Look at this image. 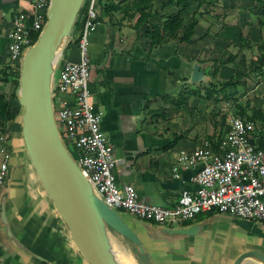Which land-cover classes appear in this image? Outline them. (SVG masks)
<instances>
[{
	"label": "crops",
	"instance_id": "0c3cea01",
	"mask_svg": "<svg viewBox=\"0 0 264 264\" xmlns=\"http://www.w3.org/2000/svg\"><path fill=\"white\" fill-rule=\"evenodd\" d=\"M151 1L156 14L138 31L134 26L139 14L130 17L133 0H102L97 6V22L89 36V57L95 73L92 107L100 115L101 131L113 147L116 184L132 186L147 204L171 207L182 192L195 190L190 181L194 170H179L178 179L172 175L174 158L180 152L193 151L203 140H220L229 131V121L240 117L242 109L247 116L251 110H259L264 118V66L254 69L257 47L264 43V26L258 31L254 24V39L243 28L244 21L242 25L229 22L214 29L200 17L191 44L167 43L150 58L146 35L150 24L162 27L165 19L178 12L163 7L162 0ZM108 3L114 4L113 10L102 7ZM190 6V14L187 9L182 15L185 22L195 7ZM28 9L29 0H0V94L15 114L7 124L13 127L7 142V128L2 132L0 121V136L4 138L0 141V163L3 154L8 155V175L0 187V263L87 264L54 206H32L33 199H40L45 192L22 141L23 110L15 88L17 73L9 67L6 39L13 18ZM81 29V22L76 20L61 44L52 86L63 62L78 61ZM240 36L247 41H240ZM250 51L254 53L248 59ZM191 75L192 82L205 87V93L198 85H188ZM229 80L236 84L225 91L209 90V83ZM183 87L197 89L199 95L180 104ZM12 97H17V103L11 101ZM254 123L251 140L260 146L264 144V120ZM128 216L133 222L131 226L125 224L133 232L138 229L143 254L136 245L117 237L129 252L127 259L135 264H234L244 252L264 256V228L255 221L214 211L174 228L145 221L146 225L140 226L142 220ZM240 264L264 262L248 257Z\"/></svg>",
	"mask_w": 264,
	"mask_h": 264
},
{
	"label": "built area",
	"instance_id": "2783aa9c",
	"mask_svg": "<svg viewBox=\"0 0 264 264\" xmlns=\"http://www.w3.org/2000/svg\"><path fill=\"white\" fill-rule=\"evenodd\" d=\"M49 4L50 0H29V9L11 21L6 39L13 73H19L22 58L34 43L32 36L39 35L44 28ZM77 20L82 25L78 61L62 63L50 94L60 139L93 194L112 210L119 209L162 226L215 211L258 222L264 228V150L250 142L255 123L240 117L229 121V131L220 140H203L193 151L180 152L174 158L173 177L178 179L181 169L194 170L190 181L195 190L182 192L173 206L147 204L132 186L116 184L112 173L116 162L113 147L101 131L100 115L89 102V36L97 22L96 0H84ZM3 139L0 136V141ZM7 161L8 155L4 153L0 187L8 173Z\"/></svg>",
	"mask_w": 264,
	"mask_h": 264
},
{
	"label": "water",
	"instance_id": "95a60500",
	"mask_svg": "<svg viewBox=\"0 0 264 264\" xmlns=\"http://www.w3.org/2000/svg\"><path fill=\"white\" fill-rule=\"evenodd\" d=\"M84 0H50L46 24L25 52L19 70L18 104L23 109L21 137L26 155L70 239L87 264H116L106 232L119 235L143 248L122 218L92 192L57 130L50 88L55 52L66 40ZM248 257L264 262L258 252H244L234 264Z\"/></svg>",
	"mask_w": 264,
	"mask_h": 264
},
{
	"label": "trees",
	"instance_id": "16d2710c",
	"mask_svg": "<svg viewBox=\"0 0 264 264\" xmlns=\"http://www.w3.org/2000/svg\"><path fill=\"white\" fill-rule=\"evenodd\" d=\"M163 7L168 8H176L178 12L175 16L171 19H165L163 22L162 27H159L155 24H150L151 30L148 32L147 38L149 40V53L150 58L156 57L159 48L167 43L176 41L178 43H188L191 44L193 32L198 25V18L202 17L205 11H201L203 6H212L215 4L214 0H162ZM256 3H261V0H254ZM102 4V0H96V8ZM190 4H194L195 7L193 8V12L188 22H185L183 18V14L189 8ZM106 11L113 10L114 4L108 3L107 5L102 6ZM264 8V5H263ZM147 10V12H146ZM135 13H138L139 16L137 18L135 29L138 31L144 24H147L152 17L155 16L156 12L153 10V4L151 0H133L132 12L130 17H132ZM264 26V23L260 20L257 22L258 31ZM182 31L181 35L180 32ZM180 35V36H179ZM38 34L32 36L33 42L37 40ZM240 41L246 42L247 38H242L240 36ZM257 57L254 61V69L260 70L262 66H264V43L260 42L257 47ZM15 81V88L18 89L19 87V73L16 76ZM236 84L235 80H229L223 83L213 82L209 83L210 91H225L227 87L234 86ZM209 94V93H208ZM199 90L197 89H189L187 87L182 88V95L178 100V103L183 104L185 100L187 101L188 98L193 96H198ZM210 95V94H209ZM13 102L17 103V97H12ZM12 105L10 102L5 98V96L0 94V121H1V128L2 132L5 131L7 124L14 120L15 114L11 111ZM240 118L256 122V121H263L264 118L259 110H251L249 116H247L244 109L239 111ZM252 144L255 143L250 140ZM258 149L264 150V144L260 146L256 145ZM214 211L207 212L206 214H210ZM218 213V212H217ZM152 223V222H151Z\"/></svg>",
	"mask_w": 264,
	"mask_h": 264
},
{
	"label": "rangeland",
	"instance_id": "374dc122",
	"mask_svg": "<svg viewBox=\"0 0 264 264\" xmlns=\"http://www.w3.org/2000/svg\"><path fill=\"white\" fill-rule=\"evenodd\" d=\"M215 4L212 6H206V8L203 6L201 10H206L207 12L204 13V17L202 16V20L206 21L209 24H212L214 29H219L221 27H226V23H232L233 25H242V22L244 21V26L243 28L245 31L248 32V34H252V37H254V24L258 22V20L262 21L264 23V0H261V3H256L254 0H214ZM194 7V6H193ZM192 7V8H193ZM190 11H192L191 6L188 8L187 13L190 14ZM189 16V15H188ZM215 16V18H213ZM187 22L189 21L186 18ZM204 25V23H203ZM204 28V26H203ZM264 30V29H263ZM255 39V37H254ZM230 53H233L231 50ZM253 51H250L247 55L248 59L253 57ZM90 59V57H89ZM19 66V63L17 64ZM94 67L90 61V71H89V81H88V90H89V102L92 104L93 102V95L91 94V88H93L94 83L92 82V78L94 77ZM192 75L189 76L188 80V85L192 86H197V82H192ZM201 92L205 93V87H199ZM22 109V108H21ZM23 110V109H22ZM250 113H248V116ZM7 133L9 135L13 134V127L10 124V127H6ZM2 131V130H1ZM0 131V132H1ZM4 135L6 136V142L9 141L11 136L9 135ZM2 149V148H1ZM8 175V173H7ZM6 175V177H7ZM37 198V197H36ZM34 198L32 201V206H53L52 203H50L49 199L47 198L46 194L43 192L41 193V198L36 199ZM114 211L122 218V220L128 225L131 226L133 219L128 216L129 214L119 210V209H114ZM57 216L59 217L58 213L56 212ZM138 223V221H137ZM142 224L146 225L143 221L139 222V225L141 226ZM138 225V228H139ZM172 227L176 228L177 224H173ZM138 229L134 230V233L136 234L137 237H140L138 233ZM107 239L110 245V249L116 258L117 262L119 264H135L132 259H127V255L129 254L128 250L126 247L120 246L119 237H117L116 234L113 232L107 231L106 232ZM119 240V241H118ZM121 242V241H120ZM122 249H120V248ZM141 264V262H139Z\"/></svg>",
	"mask_w": 264,
	"mask_h": 264
},
{
	"label": "bare ground",
	"instance_id": "6f19581e",
	"mask_svg": "<svg viewBox=\"0 0 264 264\" xmlns=\"http://www.w3.org/2000/svg\"><path fill=\"white\" fill-rule=\"evenodd\" d=\"M59 50H60V49H59ZM57 59H58V50L55 52L54 61L51 63V67H53V66L55 65ZM110 251H111V249H110ZM111 252H112V251H111ZM112 255H113V253H112ZM113 259H114V261L116 262V264H119V263L117 262L116 258L114 257V255H113Z\"/></svg>",
	"mask_w": 264,
	"mask_h": 264
}]
</instances>
